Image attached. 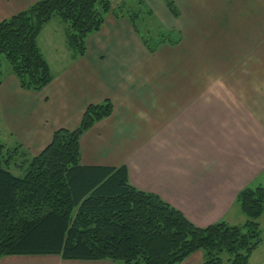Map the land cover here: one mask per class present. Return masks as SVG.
I'll return each instance as SVG.
<instances>
[{"label": "crops", "instance_id": "obj_1", "mask_svg": "<svg viewBox=\"0 0 264 264\" xmlns=\"http://www.w3.org/2000/svg\"><path fill=\"white\" fill-rule=\"evenodd\" d=\"M36 1L0 0V21ZM173 1L178 17L161 0H143L163 28L182 36L178 45L154 52L113 13L87 37L83 56L66 38L65 48L49 43L47 55L38 43L41 29L37 43L53 79L31 91L20 88L11 71L2 72L0 138L9 149L20 144L21 162L39 154L55 130L76 128L89 104L109 99L111 114L80 137L81 164L125 166L133 186L205 227L225 221L238 193L264 170V0ZM2 260L117 264L58 255ZM202 261L199 250L179 264Z\"/></svg>", "mask_w": 264, "mask_h": 264}, {"label": "trees", "instance_id": "obj_2", "mask_svg": "<svg viewBox=\"0 0 264 264\" xmlns=\"http://www.w3.org/2000/svg\"><path fill=\"white\" fill-rule=\"evenodd\" d=\"M138 1L139 8L128 11L125 1L112 8L109 0H37L1 20L0 84L2 58L24 90L40 91L52 81L37 37L53 17L65 23L67 44L77 56L86 53L87 37L100 30L108 13L126 18L151 52L179 44L177 29L158 27L153 36L141 31L138 18L153 15ZM163 1L178 17L174 1ZM112 110L109 99L89 104L76 128L55 130L39 154L21 162L16 160L20 144L9 149L0 143V259L58 255L63 260L179 264L201 250V264H223L225 252L230 264H247L261 242L257 220L264 211V184L238 193L246 216L242 225L220 221L197 226L157 194L133 186L125 166L81 164V135ZM11 165L24 174H12Z\"/></svg>", "mask_w": 264, "mask_h": 264}, {"label": "rangeland", "instance_id": "obj_3", "mask_svg": "<svg viewBox=\"0 0 264 264\" xmlns=\"http://www.w3.org/2000/svg\"><path fill=\"white\" fill-rule=\"evenodd\" d=\"M109 1L111 4L115 5V7H116V5L118 4L117 2L119 0H109ZM123 1H125L126 10H128V11H130V10L132 11L131 7H133V9L139 8V5H138L139 1L138 0H123ZM161 1H163V0H161ZM140 17L137 20L138 26L140 25L142 32H144L145 29L152 32L151 36L155 35L154 33H156L158 27H162V28L164 27L165 23L163 24L162 23L163 21H160L153 16L148 17L147 15H144L143 18H142V16H140ZM143 19L145 22L144 26L142 25ZM43 27L44 28H42V31L40 32V35L38 37V43L41 46V48L45 51L46 54L50 50L49 49L50 44L51 45L55 44L57 46H61L64 48L67 46V44H64V41L66 38V36H65L66 25L61 19H59L58 17H53L51 19V21ZM147 30H145V32L148 33L149 31H147ZM163 45H168V44H163ZM6 71H10V65L5 58H2V72L5 73ZM0 143H3L2 138H0ZM9 146L8 147L5 146V147L10 148ZM9 170L12 174H14L16 176H22L24 174V169H22L20 166L11 165ZM259 174L260 175L257 179V182L251 184L250 187L255 188L256 186L264 184V170ZM239 205H240L239 202L238 203L236 202L235 206H233V208L230 210L228 215L226 217H224L223 220L227 221L230 224H241L242 225L246 220V216L241 211ZM240 217H242V219H240ZM257 221L259 222V227L261 230V234H260L261 242H259L257 247L251 253L247 264H264V211H263L262 215L258 218ZM221 257L223 260V264H230V260L228 259L229 255L226 252L223 253L221 255ZM1 260H0V263L3 261V260L2 261ZM117 264H122V263H121V261H119V262H117Z\"/></svg>", "mask_w": 264, "mask_h": 264}]
</instances>
